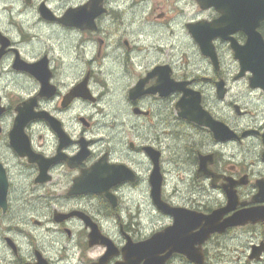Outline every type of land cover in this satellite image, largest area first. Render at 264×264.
<instances>
[{"label":"flooded vegetation","instance_id":"af4514ba","mask_svg":"<svg viewBox=\"0 0 264 264\" xmlns=\"http://www.w3.org/2000/svg\"><path fill=\"white\" fill-rule=\"evenodd\" d=\"M91 1L0 0V264H264V13Z\"/></svg>","mask_w":264,"mask_h":264},{"label":"water","instance_id":"95a60500","mask_svg":"<svg viewBox=\"0 0 264 264\" xmlns=\"http://www.w3.org/2000/svg\"><path fill=\"white\" fill-rule=\"evenodd\" d=\"M99 0H92L91 4H93V9H99ZM231 2L233 3V10L234 13H250V17H254V13H264V0H231ZM215 3L210 2L208 3L206 6H213ZM85 7H80L77 8L76 10L81 11L82 9H84ZM42 13L44 12V8H42ZM242 19V16L240 17ZM237 18V19H240ZM255 18V17H254ZM264 17H261L259 15L258 19H262ZM257 19V20H258ZM250 25H252L251 22H249ZM256 25H252V28L255 27ZM241 59V57H239ZM22 121L23 123L26 121L25 120V116L24 114H22ZM244 217L242 215H236L234 217H232L230 219V222L227 224V226L229 227H236V226H240V225H244L246 224L245 219H243ZM206 234V232L204 230H202L201 235L202 238L204 239V235ZM163 234H158L156 236H154L153 240L158 241V244H161L163 239ZM151 240V241H153ZM147 244H145L146 247ZM130 250V249H127Z\"/></svg>","mask_w":264,"mask_h":264},{"label":"rangeland","instance_id":"374dc122","mask_svg":"<svg viewBox=\"0 0 264 264\" xmlns=\"http://www.w3.org/2000/svg\"><path fill=\"white\" fill-rule=\"evenodd\" d=\"M130 2L131 0H122V3L120 2L121 4V9H127L128 10V13H129V5H130ZM136 11H139L140 9L136 8L135 9Z\"/></svg>","mask_w":264,"mask_h":264},{"label":"bare ground","instance_id":"6f19581e","mask_svg":"<svg viewBox=\"0 0 264 264\" xmlns=\"http://www.w3.org/2000/svg\"><path fill=\"white\" fill-rule=\"evenodd\" d=\"M131 6V5H130Z\"/></svg>","mask_w":264,"mask_h":264}]
</instances>
